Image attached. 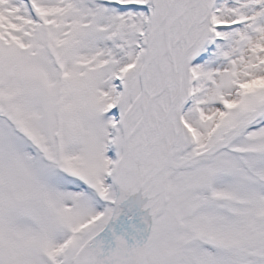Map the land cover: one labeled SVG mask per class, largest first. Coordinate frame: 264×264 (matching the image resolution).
<instances>
[{
    "label": "snow or ice",
    "instance_id": "obj_1",
    "mask_svg": "<svg viewBox=\"0 0 264 264\" xmlns=\"http://www.w3.org/2000/svg\"><path fill=\"white\" fill-rule=\"evenodd\" d=\"M0 264H264V0H0Z\"/></svg>",
    "mask_w": 264,
    "mask_h": 264
}]
</instances>
